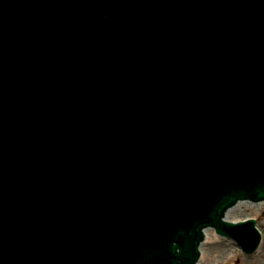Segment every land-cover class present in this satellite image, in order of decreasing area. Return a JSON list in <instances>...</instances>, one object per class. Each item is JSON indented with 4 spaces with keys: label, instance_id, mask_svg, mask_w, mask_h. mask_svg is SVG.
I'll return each instance as SVG.
<instances>
[{
    "label": "water",
    "instance_id": "95a60500",
    "mask_svg": "<svg viewBox=\"0 0 264 264\" xmlns=\"http://www.w3.org/2000/svg\"><path fill=\"white\" fill-rule=\"evenodd\" d=\"M54 1L0 0V264L253 254L264 0Z\"/></svg>",
    "mask_w": 264,
    "mask_h": 264
},
{
    "label": "rangeland",
    "instance_id": "374dc122",
    "mask_svg": "<svg viewBox=\"0 0 264 264\" xmlns=\"http://www.w3.org/2000/svg\"><path fill=\"white\" fill-rule=\"evenodd\" d=\"M247 214L257 222L262 233L263 239L258 251L251 256H247L233 242L231 243L235 248L229 250L224 244L225 240L219 238L215 246L219 245L216 248L213 246V249L208 253L204 252L200 264H264V206L259 211L250 209Z\"/></svg>",
    "mask_w": 264,
    "mask_h": 264
},
{
    "label": "bare ground",
    "instance_id": "6f19581e",
    "mask_svg": "<svg viewBox=\"0 0 264 264\" xmlns=\"http://www.w3.org/2000/svg\"><path fill=\"white\" fill-rule=\"evenodd\" d=\"M263 206H264V202H261V203H259L257 205H254L252 207H249V208L245 209L244 220L250 218V216L247 214L248 213V210L254 209L256 211H259ZM218 239H219V237L217 236V234L215 233V231H210L209 233H207L205 235L204 243H203V247H202V251H201V256H200V260H199V264L202 261V255H203V253L204 252L205 253H208V251L212 250L213 249V246H215V244L218 242ZM224 244H226V246L228 247L229 250H232L233 248H235V246L230 241H228V240H225V243ZM218 245L219 244H217L214 248H216Z\"/></svg>",
    "mask_w": 264,
    "mask_h": 264
}]
</instances>
